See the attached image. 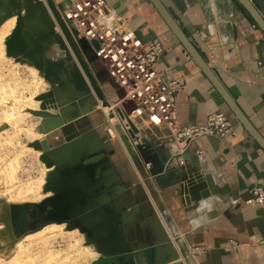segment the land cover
Instances as JSON below:
<instances>
[{"label":"crops","instance_id":"obj_1","mask_svg":"<svg viewBox=\"0 0 264 264\" xmlns=\"http://www.w3.org/2000/svg\"><path fill=\"white\" fill-rule=\"evenodd\" d=\"M41 1L49 15V7L57 11L54 5L59 8L62 2L52 0V5L51 0ZM159 1L264 140L261 30L236 0ZM249 1L264 20V0ZM105 2L122 26L132 29L142 42L161 43L163 52L154 64L155 69L163 73L164 80L182 81L174 93L177 124L200 126L207 115L221 112L234 126V134L223 139L203 137L183 150L184 144L171 145L167 141L164 128L137 125L136 138L129 141L130 148H114L107 136L101 139L102 150L84 152L88 141L82 145V136H76L77 131L88 124L97 133L96 126L102 127L103 122L93 113L85 120L76 119L72 122L75 136L65 144L74 158L65 159L56 171L46 168L45 195L39 202L24 204L26 210L31 209V218L25 216L16 221L18 230L61 225L89 239L88 244L96 253L110 252L140 237L151 238L154 230L159 238L165 239V230L185 246L189 257L181 264H264V204L249 203L253 189L264 187V151L230 112L149 0ZM33 24L26 27L31 36H35L37 27L42 28L37 18ZM61 43L64 44L62 39ZM73 44L77 56L72 52L70 56L77 65H84V73L91 82L90 91L94 94L96 90L94 95L100 99L95 80L101 82L104 99L111 101L112 90L98 61L89 54L94 80L75 41ZM83 137L86 139V135ZM198 149L204 152L201 159L196 155ZM179 157H185L190 171L196 168L203 187L204 176L211 178L213 195L206 199L192 196L190 185L180 178ZM192 246L203 247L205 251L192 257L189 251Z\"/></svg>","mask_w":264,"mask_h":264},{"label":"rangeland","instance_id":"obj_2","mask_svg":"<svg viewBox=\"0 0 264 264\" xmlns=\"http://www.w3.org/2000/svg\"><path fill=\"white\" fill-rule=\"evenodd\" d=\"M38 2L40 5L34 8V18L42 19L39 26L42 23L44 26L42 25V28L35 27V36H31L25 40L22 37L24 26L26 28L33 24L34 18H32L24 23L20 35L24 49L30 48L38 40L43 42L45 46V48L43 47V54L33 55L30 59L37 63L40 61L44 62L43 66L46 70L51 71L49 74H46L45 69L35 67L31 61L20 59L16 62L11 57L5 56V41L16 26V15L11 14L10 10L11 12L14 10L20 11L24 15V0H14V2L13 0H8V5L0 8V26L9 20H14L13 22H8L10 26L9 30H11L8 31V34L2 40L0 48V264H55L46 255L56 252L60 255H69L66 262H62L61 264H67L70 261L73 264H92L97 258L104 257L106 252L104 254L96 253L93 246L88 244L89 239L79 232L68 231L64 227H61L55 231L56 235L47 238L48 240H37L35 237L24 238V236L38 231L42 228L41 226H36L37 228L35 227V229H23L21 227L18 230L17 228L16 221L23 219L25 216L31 218V209L26 210L24 204L36 203L41 200V198L38 200L18 199L15 197L17 191L28 182H36L42 173H45L46 177L48 172L45 165L39 159L40 152H36L32 144L35 141L47 142L50 147L48 152L58 163L66 162L64 161L65 159L69 161L73 158L71 156L72 152H69L70 156H67L65 159L59 158L58 155L62 148L66 146L65 144L71 142L75 135L69 140H65L60 134V128H56L49 134L39 132L38 128H42L44 122L47 121L30 114L28 110H47L53 115L60 116L61 114L62 118H66L68 122H73L74 118L83 116L87 111L84 117H88V115L93 113V116L98 117L97 119L103 122V126H96V133L95 129L87 124L85 128L81 126V130L77 131L76 134V136H82V145L84 141H88L85 145V152L90 149L102 150L104 148L102 138H108L107 136H110L114 148L120 150L130 148L129 141L135 140L137 125L128 118L127 107L122 100L112 102L113 100L110 101L106 98L104 100L102 97L98 99L90 91L91 82L83 69L80 72L90 88L88 90L84 87L87 93H77L74 90L69 72L76 69L74 72L79 74L76 67L77 64L73 57L70 56V53H67L66 43H61L62 34L55 27L53 21L50 20L51 18H49L46 6L41 0H38ZM25 8H28V6L26 5ZM56 9L59 8L56 6ZM10 23H14L15 25L13 24L12 26ZM72 41L71 43L73 44L75 39ZM75 44L83 62L87 65L91 77L95 80L93 70L88 62V56L91 54L88 47L85 43L75 42ZM61 53H63L64 57ZM55 54H57V57ZM54 62L58 63L57 70L52 65ZM100 83L97 82V86ZM102 89L105 95L108 96L105 88L102 87ZM111 93L112 97H109L112 99L113 92ZM102 100L108 107L103 104ZM100 103L104 106L101 107ZM103 108L107 110L108 117L104 114ZM47 120L58 121L57 118H49ZM68 128L65 129L66 133L69 134L68 136H71L73 133ZM83 135H86V139ZM93 145L94 147H92ZM40 191L45 193L44 185L43 188L41 186ZM163 231L165 239L159 238L157 231L154 230L153 235L150 236L151 238L140 237L135 242H132V244L119 245L111 252L113 254L129 252L130 258L126 257L127 259H125L124 264H181L188 260L189 255L186 249H184L185 246H182L183 243H178L177 238H174L171 233ZM76 240L77 242H75ZM18 241L21 242L17 246L16 242ZM80 247H87L92 250L94 253L93 257L73 261L75 259L73 257ZM13 261H17V263H13Z\"/></svg>","mask_w":264,"mask_h":264},{"label":"built area","instance_id":"obj_3","mask_svg":"<svg viewBox=\"0 0 264 264\" xmlns=\"http://www.w3.org/2000/svg\"><path fill=\"white\" fill-rule=\"evenodd\" d=\"M60 16L72 35L82 40L98 61L113 92L112 102H124L131 122L164 128L167 141L171 145L184 144L183 150L203 137L223 139L234 134V126L221 112L210 113L200 126L177 124L174 93L182 81L164 80L163 73L155 69L154 64L163 52L161 43L142 42L132 29L122 26L105 0H62ZM196 155L203 158V150L198 149ZM182 164L179 157L178 165ZM249 203L264 204V187L253 189ZM189 251L193 257L205 250L192 246Z\"/></svg>","mask_w":264,"mask_h":264},{"label":"water","instance_id":"obj_4","mask_svg":"<svg viewBox=\"0 0 264 264\" xmlns=\"http://www.w3.org/2000/svg\"><path fill=\"white\" fill-rule=\"evenodd\" d=\"M7 1L8 0H0V8L3 6H7ZM153 7L156 9L158 14L161 16L165 24L168 26L170 31L173 33V35L176 37V39L180 42V44L183 46V48L186 50V52L189 54V56L193 59V61L197 64V66L200 68V70L203 72L205 77L211 82V84L214 86V88L217 90L221 98L223 99L224 103L227 105L228 109L230 112L234 115V117L237 119V121L241 124V126L245 129V131L253 138V140L262 148L264 151V140L260 137V135L254 130V128L250 125V123L247 121L245 116L240 112L236 104L230 99V97L226 94L225 90L221 86V84L218 82L216 77L212 74L206 63L203 61L201 58L200 54L196 50V48L192 45V43L188 40V38L184 35V33L180 30L176 22L173 20V18L169 15L165 7L162 5V3L159 0H149ZM241 7L246 11V13L250 16V18L254 21V23L257 25V27L261 30V32L264 34V20L261 18V16L258 14V12L254 9L252 4L250 3L249 0H236ZM52 2V0H51ZM26 5L28 8H25ZM39 2L38 0H24L23 3V11H25V14L22 15L20 11L14 10L13 12L10 13L16 15V26L10 36L7 38L5 41V56L11 57V59H14L16 62L21 60H27L31 61L35 67L40 68V69H45L46 74H49L51 71L46 70V68L43 66L44 62H39L37 63L36 61L30 59L33 55H42L44 52V44L43 42H40L41 40H38L37 42H34V44L28 48L24 49L23 42L21 40L20 36V31L22 30V26L24 25L25 22H28L30 19L34 18V8L38 7ZM52 5L54 3L52 2ZM9 7V6H8ZM54 7H56L54 5ZM13 8V7H12ZM10 8V9H12ZM59 15H60V7L59 9ZM74 37V34H73ZM75 42H84L82 40H77L75 37ZM44 47V48H43ZM54 69L58 67V63L54 62L53 64ZM73 71V72H71ZM69 72L71 82L74 85V90L76 92H83L87 93V91L84 90V87L82 86V80L77 74L76 69H73ZM96 81V80H95ZM97 83V81H96ZM98 85V84H97ZM99 87V86H98ZM100 89V87H99ZM101 97L104 99V95L100 89ZM121 97V96H120ZM105 100V99H104ZM93 103V102H92ZM28 112L34 116H38L42 119H44L47 122H44V125L42 128H38L39 132H43L44 134H49L56 128H60L61 135L65 140H69L74 132H72L71 136L67 135V131L65 129H70L72 131V122H68L66 118H62V115H53L47 110H28ZM88 112V111H87ZM86 112V113H87ZM85 113V112H84ZM83 113V114H84ZM79 116L76 119H84V116ZM82 114V113H81ZM49 118H57L56 121L52 120H47ZM59 118V119H58ZM73 120V121H74ZM70 123V124H69ZM71 125V126H69ZM89 127V126H88ZM68 136V137H67ZM33 148L35 150H38L40 152L39 159L40 161L45 165L46 168H53L55 171L59 169V165L62 163H58L54 160V158L50 155L48 152V149L50 148L48 143L42 141H35L32 144ZM85 152V151H84ZM84 152L82 154H84ZM80 154L79 156H81ZM74 158V157H73ZM183 160V164L180 166L181 172H180V178L181 180L189 183V187H191L189 190L192 194V196L195 197H200L201 199H206L210 197L211 195L214 194V186L212 184L211 178L208 175L204 176V187L201 185V176L197 174L196 168L193 167L190 168L189 166L186 167L185 164V157H181ZM185 169V170H184ZM186 178L189 179V182L186 181ZM129 251V249H128ZM97 253L98 250H97ZM108 252L105 253V256L102 258H99L92 264H124L125 259L130 258V253L129 252H124L122 253H112L110 251L109 254ZM100 254H104V252H100ZM133 256V255H132ZM127 257V258H126Z\"/></svg>","mask_w":264,"mask_h":264},{"label":"bare ground","instance_id":"obj_5","mask_svg":"<svg viewBox=\"0 0 264 264\" xmlns=\"http://www.w3.org/2000/svg\"><path fill=\"white\" fill-rule=\"evenodd\" d=\"M14 2V0H13ZM49 18H51L50 20L53 21L55 27L58 29V31H60V34L61 35V38L62 40L66 43V46H67V53H70L71 55V52L73 54H76V48H75V45L71 43V41L73 40L74 41V37L72 35V33L70 32V30L68 29V27L66 26V24L63 22L62 18L60 15H58L57 11L55 10V8L53 7H49ZM12 20V19H11ZM38 22L41 24V20L39 18H37ZM7 21V20H6ZM10 21V20H9ZM9 21L3 23L1 26H0V48H1V43H2V40L5 38V36L8 34V31L10 26H9ZM14 21V20H13ZM13 21H10V22H13ZM45 23V22H44ZM12 26L14 23H10ZM15 25V24H14ZM43 25V24H42ZM41 25V26H42ZM44 26V25H43ZM32 28V27H30ZM25 31V32H24ZM24 31L22 33V37L27 40L29 39L28 36H31V35H28V29L25 28L24 26ZM21 33V32H20ZM21 36V35H20ZM29 41V40H28ZM30 41H32L30 39ZM36 41V40H35ZM70 41V42H69ZM72 41V42H73ZM59 54V53H58ZM62 56H63V53H61ZM57 54H55L56 56ZM59 56V55H58ZM57 57V56H56ZM60 57V56H59ZM64 57V56H63ZM51 61V60H50ZM78 62L81 63L80 60H78ZM74 65V64H73ZM76 66V65H75ZM77 70H78V73L79 75L82 77H80L82 79V85L83 87H85L86 89L89 90V87L84 79V76L82 75V73L80 72V70H84V65H77ZM64 76V75H63ZM72 90V88H71ZM73 91V90H72ZM78 93V92H77ZM93 93V92H92ZM94 94H97L96 90L94 91ZM80 95V94H79ZM76 96V95H75ZM35 101V100H34ZM103 101V100H102ZM103 103V102H102ZM102 103H100V106L103 107L104 105H102ZM55 104V103H54ZM104 104V103H103ZM107 109V107H106ZM105 108H103L104 112H105V115L108 117L107 115V110ZM11 115V113H10ZM27 134V133H26ZM38 136V135H37ZM35 137V136H34ZM32 139V138H31ZM71 150V149H70ZM50 151V150H49ZM36 152H38V150H36ZM69 153V146H65L62 148L61 152L59 153V158H63L65 159ZM45 173H42L41 176L37 179L36 182H28L24 187H22L21 189H19L17 191V194L15 195L16 198L18 199H40L42 198L45 193H43V191L41 192V186L43 188V185L45 183ZM186 181L189 182V179L186 178ZM190 183V182H189ZM189 183L185 182V184H188ZM191 184V183H190ZM62 226L61 225H55V224H49V225H46L44 227H42L41 229H39L38 231L36 232H33V233H29L27 235L24 236V238H30V237H35L37 240H45L47 238H51L53 236L56 235L55 231L59 230ZM73 232V231H72ZM66 233H70V232H66ZM59 234V233H57ZM61 234V233H60ZM76 234V233H75ZM73 235V234H72ZM75 236V235H74ZM63 239V238H62ZM66 239V238H65ZM68 239V238H67ZM73 239V238H72ZM48 240V239H47ZM21 241H18L16 242V245L18 246L20 244ZM41 242V241H40ZM48 242V241H47ZM77 242V240L75 241ZM77 244V243H76ZM75 246V245H74ZM90 246V245H88ZM74 248V247H73ZM26 249V248H25ZM75 251V250H74ZM21 252V251H20ZM93 251L90 250L89 248L87 247H80V249L78 248V251L76 252V255H74L73 258H75L73 261H77L78 259H88L90 257H93ZM19 256V254H18ZM48 256V258L50 260H53L55 262V264H61L62 262H66V260L69 258V255L68 254H65V255H60L58 254V252L56 253H50V254H47L46 257ZM41 257V256H40ZM38 258V257H37ZM42 258V257H41ZM15 259H19V258H15ZM18 261V260H17ZM17 261H15L17 263ZM13 261V263H15ZM72 261H70V263L68 262L67 264H73L71 263Z\"/></svg>","mask_w":264,"mask_h":264}]
</instances>
